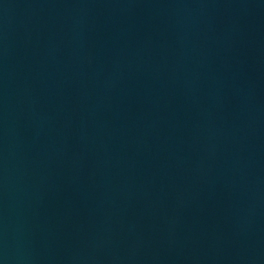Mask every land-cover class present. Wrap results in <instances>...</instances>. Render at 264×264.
I'll use <instances>...</instances> for the list:
<instances>
[{"label":"water","instance_id":"95a60500","mask_svg":"<svg viewBox=\"0 0 264 264\" xmlns=\"http://www.w3.org/2000/svg\"><path fill=\"white\" fill-rule=\"evenodd\" d=\"M0 264H264V0H0Z\"/></svg>","mask_w":264,"mask_h":264}]
</instances>
